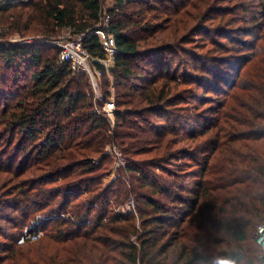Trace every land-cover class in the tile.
Wrapping results in <instances>:
<instances>
[{"label": "trees", "instance_id": "trees-1", "mask_svg": "<svg viewBox=\"0 0 264 264\" xmlns=\"http://www.w3.org/2000/svg\"><path fill=\"white\" fill-rule=\"evenodd\" d=\"M184 1L113 0L108 11L115 66L108 73L96 66L105 99L115 91L114 142L126 159L109 185L102 182L114 165L104 153L109 125L94 112L89 77L74 76L55 47L2 51L15 79L21 69V85L6 92L13 98L0 96V124L19 139L17 156L6 165L0 158V176L9 174L21 196L5 206L22 221L19 237L29 222L43 235L19 244L0 231L10 241L0 264L251 260L264 223V0L243 10L234 29L209 25V7L190 14ZM102 13L101 0H0V25L10 33L53 42L70 28L105 60L98 37H87ZM222 39L242 45L239 62ZM192 43L197 52L188 53ZM224 73L235 80L225 83ZM208 90L224 101L201 126L192 105L212 103L199 94ZM131 194L136 212L118 210Z\"/></svg>", "mask_w": 264, "mask_h": 264}, {"label": "rangeland", "instance_id": "rangeland-1", "mask_svg": "<svg viewBox=\"0 0 264 264\" xmlns=\"http://www.w3.org/2000/svg\"><path fill=\"white\" fill-rule=\"evenodd\" d=\"M253 1L254 0H243V1L242 0H213V1L185 0L182 4L183 6L187 3L189 4L184 9H186L188 13L190 14H196L200 11H204L205 7H209V10L205 12L206 16L204 18V20H206L207 18L208 20L212 18L213 21L208 22L209 25L216 26L221 21L222 24L229 23L230 29H234V28H240L243 26V23H239L238 20H240L241 17L244 16L243 10H245L247 7L253 6L251 5ZM101 2L103 5V13H102L101 21L103 22L105 20L106 22L111 19L108 17L109 15L108 11L114 7V2L113 0H101ZM218 12H222L223 16L217 17L218 15L216 14ZM67 37H68V33L66 31H63L58 35V38H67ZM236 37L244 40L243 36H236ZM31 41L32 42L37 41V44L28 45L27 43ZM222 41L224 42V44L226 43L225 45L235 48L234 50L237 52L233 54L234 56H237V60L238 58L244 57V52L242 49L243 47L241 44L229 43V41L226 39L225 40L222 39ZM192 42H194L195 44H199V45L204 44L203 41L198 40V39H195ZM40 45L42 47H49V46L53 47L51 43L47 42L46 40H43L41 38H35V37L34 38H27V37L23 38L20 35L10 33L7 29H5V27H2L0 25V96H5L4 97L5 99L7 97L12 99L13 98L12 94H9L11 96L6 95L7 90L11 88L12 92H15L16 88L21 85V82L19 80V76L21 75V69H19V73L17 75L18 79H15L16 71L13 67L8 68L5 65L2 59L3 58L2 56H4V54H2V51L7 50V49H14L16 47H27V46L30 47V46H40ZM193 45L194 44L192 43V45L185 46V49L187 50L188 53L197 52V49H195ZM185 60L186 59L183 58V61L180 64V66H182L181 71L187 68ZM220 70L225 71L224 69H220ZM232 75H233L232 73H230L229 75H227L226 73L223 74L222 78L223 80H226L225 83L227 82L231 83V81L235 80L234 76ZM107 78L111 79V77H107ZM13 80L15 81V83H13ZM97 82L99 84V88L101 90L102 95H104L103 88H102L103 83H104L103 76L101 78H98ZM227 86H229V84H227ZM221 88H225L223 84L221 85ZM112 91H113L112 94H115L114 93L115 91L113 89ZM208 91H199L200 92L199 94H200V97L206 96L208 98H211L209 99V101H211L212 103L201 104L198 102H194V105H192V106H195V109H192V111H194L193 114H196L198 116V120H201L204 117L203 119L204 122L201 124V126H203V124H206L205 121L211 120L213 117H215L213 113H211L212 109L215 108L217 104H222V102L224 101V96H217L216 94L211 93L210 91L208 92ZM87 92L90 95L89 96L90 102L94 104V112L97 114V116H99L98 112L101 111L102 109V103L96 100V96H95V93L93 92L92 87H87ZM5 99L2 103H5ZM1 101H2V98L0 97V102ZM205 101H208V100H205ZM109 128L107 132L110 131ZM108 136L111 138V141L106 146L104 153L109 155L110 158H112V160L114 161L113 163L114 165L111 168L110 172L103 178L102 182L104 185H109L117 177L121 176L120 174L121 167L117 168L115 166L117 158L114 154L110 152V149L115 147L118 152H121V151L117 147L116 143L114 142V136H110L109 134ZM12 139L14 140L12 141ZM18 142H19V139L17 138L16 133H14L13 136H10L9 138V134L5 132L3 125L0 124V158H2V160L4 159V165L7 164V161H10L11 155L17 156L18 150L16 149H17ZM182 146L183 144L178 145L175 148V150H177L179 147H182ZM178 163L180 162H173L172 165L175 166V165H178ZM169 167H172V166H169ZM14 168L17 169L16 166ZM9 179H10L9 174L4 175V177L0 176V231L2 235H5L6 237L15 236V238L16 237L18 238L19 233L21 231L19 229L20 227L18 228V225L21 226L22 221L18 218L17 216L18 213L14 211L13 208H9V207L7 208L5 206V203L18 202L21 196L20 194H18L19 189L17 188L15 181L9 180ZM128 185L130 186V184ZM129 198H130L129 199L130 201L132 200L136 201V207H137V204H138L137 198H134L132 194ZM130 201H127V202H130ZM117 209L120 210L121 212H126L128 210V204H124V205L121 204L118 206ZM135 212H136V209H135ZM16 223H19V224H16ZM28 226H30V222L27 225L25 224V227L22 229V234L27 230ZM20 238L21 237L18 238V243L23 244L19 242ZM9 242H10L9 240H6L3 236H0V247H2L3 244L9 243ZM0 254H2L1 249H0Z\"/></svg>", "mask_w": 264, "mask_h": 264}, {"label": "built area", "instance_id": "built-area-1", "mask_svg": "<svg viewBox=\"0 0 264 264\" xmlns=\"http://www.w3.org/2000/svg\"><path fill=\"white\" fill-rule=\"evenodd\" d=\"M108 18V17H107ZM110 20L101 22L100 26L89 36L96 35L99 39L100 45L105 52L106 59L101 60L91 56L84 48L85 36H74L73 30L68 28L66 32L68 33L67 38H58L57 40L50 42L51 45L59 50L60 62L67 63L71 65V69L74 76H80L81 74H86L91 82L93 92L95 93L96 100L102 103V109L98 112V115L103 118L109 125L110 136H114L116 119V96L111 94V97L106 100L104 95H102L97 82L98 78L103 76L102 72L97 68L96 63L103 65L107 69V73L114 69L115 66V53L116 44L115 37L110 33ZM28 45L37 44V41H31L27 43ZM112 81V80H111ZM113 93V92H112ZM110 152L116 156L115 166L125 167L126 159L121 152H118L115 147L110 149ZM136 201L132 200L128 204L129 211H135ZM43 235L42 230L27 229L20 238V243H25L27 241H37ZM257 244H264V223L258 226L256 233Z\"/></svg>", "mask_w": 264, "mask_h": 264}, {"label": "clouds", "instance_id": "clouds-1", "mask_svg": "<svg viewBox=\"0 0 264 264\" xmlns=\"http://www.w3.org/2000/svg\"><path fill=\"white\" fill-rule=\"evenodd\" d=\"M213 264H237V261L233 259L215 260ZM247 264H264V244H258L252 250L251 260Z\"/></svg>", "mask_w": 264, "mask_h": 264}]
</instances>
